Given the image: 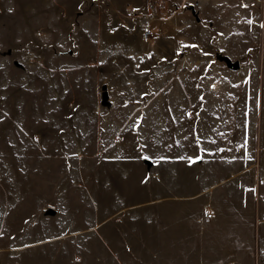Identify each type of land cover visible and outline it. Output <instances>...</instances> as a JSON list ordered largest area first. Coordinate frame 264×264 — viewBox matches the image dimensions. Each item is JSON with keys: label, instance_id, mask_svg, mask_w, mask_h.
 Masks as SVG:
<instances>
[{"label": "rangeland", "instance_id": "1", "mask_svg": "<svg viewBox=\"0 0 264 264\" xmlns=\"http://www.w3.org/2000/svg\"><path fill=\"white\" fill-rule=\"evenodd\" d=\"M0 264H264V0H0Z\"/></svg>", "mask_w": 264, "mask_h": 264}, {"label": "water", "instance_id": "2", "mask_svg": "<svg viewBox=\"0 0 264 264\" xmlns=\"http://www.w3.org/2000/svg\"><path fill=\"white\" fill-rule=\"evenodd\" d=\"M220 59L221 60H224L227 65L232 68V69H239L241 67V63L239 60L233 62L232 59L227 56V55H223V56H220ZM102 89H103V92H102V104L103 105H108L110 103V95H109V92H108V87L106 84H104L102 86Z\"/></svg>", "mask_w": 264, "mask_h": 264}]
</instances>
